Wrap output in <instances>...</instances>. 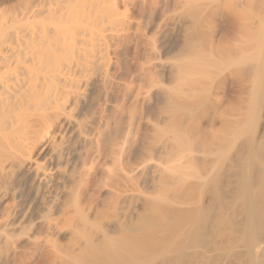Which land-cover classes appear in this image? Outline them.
<instances>
[{"label": "bare ground", "instance_id": "obj_1", "mask_svg": "<svg viewBox=\"0 0 264 264\" xmlns=\"http://www.w3.org/2000/svg\"><path fill=\"white\" fill-rule=\"evenodd\" d=\"M0 264H264V0H0Z\"/></svg>", "mask_w": 264, "mask_h": 264}, {"label": "rangeland", "instance_id": "obj_2", "mask_svg": "<svg viewBox=\"0 0 264 264\" xmlns=\"http://www.w3.org/2000/svg\"><path fill=\"white\" fill-rule=\"evenodd\" d=\"M139 4H141V2Z\"/></svg>", "mask_w": 264, "mask_h": 264}]
</instances>
